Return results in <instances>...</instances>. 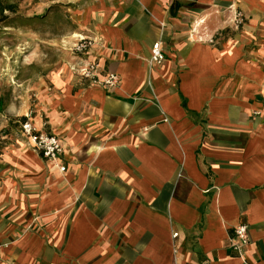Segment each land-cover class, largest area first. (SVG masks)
Instances as JSON below:
<instances>
[{
    "label": "crops",
    "instance_id": "0c3cea01",
    "mask_svg": "<svg viewBox=\"0 0 264 264\" xmlns=\"http://www.w3.org/2000/svg\"><path fill=\"white\" fill-rule=\"evenodd\" d=\"M231 1L239 30L216 10ZM70 19L120 82L76 75L72 55L37 85L28 119L66 170L29 143L0 159V264H264V0H75Z\"/></svg>",
    "mask_w": 264,
    "mask_h": 264
},
{
    "label": "rangeland",
    "instance_id": "374dc122",
    "mask_svg": "<svg viewBox=\"0 0 264 264\" xmlns=\"http://www.w3.org/2000/svg\"><path fill=\"white\" fill-rule=\"evenodd\" d=\"M74 2L0 0V159L9 150H17L21 158L25 153L22 148H30L20 133V124L23 117L28 119L34 113L36 87L42 81L48 84L46 76L50 70L70 64L72 33L77 27L70 19ZM216 10H225L234 30L249 21L234 1ZM204 22L197 26L194 39L207 40L209 33L203 29Z\"/></svg>",
    "mask_w": 264,
    "mask_h": 264
},
{
    "label": "built area",
    "instance_id": "2783aa9c",
    "mask_svg": "<svg viewBox=\"0 0 264 264\" xmlns=\"http://www.w3.org/2000/svg\"><path fill=\"white\" fill-rule=\"evenodd\" d=\"M191 30L192 35L197 34ZM74 42L70 50L73 52L74 63L71 65V70L82 78H89L96 84H101L108 88H115L119 85L120 77L114 72L105 71L96 60L88 58V50L94 44V40L80 34H73ZM219 36V32L209 34L205 42L214 44L215 38ZM200 38V37H199ZM164 59L163 47L161 42L153 44L149 60L152 63L159 64ZM264 91V84H263ZM20 133L29 144L47 161L54 162L61 173L66 170V165L63 159V144L59 137L51 132L37 129L29 119L21 122ZM173 236H177L174 233ZM250 241L248 228L245 223H239L233 229V234L229 239V247L238 255L246 248Z\"/></svg>",
    "mask_w": 264,
    "mask_h": 264
},
{
    "label": "trees",
    "instance_id": "16d2710c",
    "mask_svg": "<svg viewBox=\"0 0 264 264\" xmlns=\"http://www.w3.org/2000/svg\"><path fill=\"white\" fill-rule=\"evenodd\" d=\"M179 8V4L178 3H173L171 6H170V14L171 15H175V10L177 11V9ZM183 105H185L184 101H183ZM23 121L26 120L25 117L22 118Z\"/></svg>",
    "mask_w": 264,
    "mask_h": 264
},
{
    "label": "bare ground",
    "instance_id": "6f19581e",
    "mask_svg": "<svg viewBox=\"0 0 264 264\" xmlns=\"http://www.w3.org/2000/svg\"><path fill=\"white\" fill-rule=\"evenodd\" d=\"M200 24V21H197L196 24H195V28H194V31L193 32H197L198 31V25Z\"/></svg>",
    "mask_w": 264,
    "mask_h": 264
}]
</instances>
